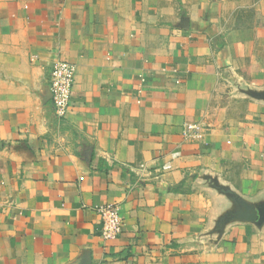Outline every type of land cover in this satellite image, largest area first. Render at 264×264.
Here are the masks:
<instances>
[{
  "label": "crops",
  "instance_id": "0c3cea01",
  "mask_svg": "<svg viewBox=\"0 0 264 264\" xmlns=\"http://www.w3.org/2000/svg\"><path fill=\"white\" fill-rule=\"evenodd\" d=\"M232 4L0 0V264H264V36Z\"/></svg>",
  "mask_w": 264,
  "mask_h": 264
},
{
  "label": "built area",
  "instance_id": "2783aa9c",
  "mask_svg": "<svg viewBox=\"0 0 264 264\" xmlns=\"http://www.w3.org/2000/svg\"><path fill=\"white\" fill-rule=\"evenodd\" d=\"M75 66L67 60L54 63L50 73L51 102L54 113L58 118H64L70 108L71 93L74 84ZM198 123H188L183 127L186 137H196L202 133ZM102 218L101 235L103 238L114 239L123 229V220L118 206L104 204L96 207Z\"/></svg>",
  "mask_w": 264,
  "mask_h": 264
},
{
  "label": "rangeland",
  "instance_id": "374dc122",
  "mask_svg": "<svg viewBox=\"0 0 264 264\" xmlns=\"http://www.w3.org/2000/svg\"><path fill=\"white\" fill-rule=\"evenodd\" d=\"M226 12L228 24L249 28L264 36V0H230Z\"/></svg>",
  "mask_w": 264,
  "mask_h": 264
},
{
  "label": "water",
  "instance_id": "95a60500",
  "mask_svg": "<svg viewBox=\"0 0 264 264\" xmlns=\"http://www.w3.org/2000/svg\"><path fill=\"white\" fill-rule=\"evenodd\" d=\"M260 98H264V92L259 94ZM238 204H240V208H242L243 215L245 219L248 220H256L257 218L259 219L260 222H264V204L259 206L256 209L254 207L246 202L240 203L239 200H237ZM257 211V213L255 212Z\"/></svg>",
  "mask_w": 264,
  "mask_h": 264
}]
</instances>
